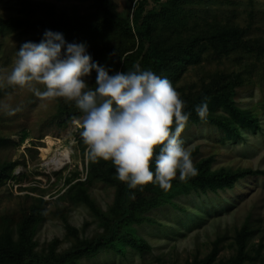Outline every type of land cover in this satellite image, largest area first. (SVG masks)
<instances>
[{"label":"rangeland","instance_id":"1","mask_svg":"<svg viewBox=\"0 0 264 264\" xmlns=\"http://www.w3.org/2000/svg\"><path fill=\"white\" fill-rule=\"evenodd\" d=\"M31 1L47 4L58 18L86 23L131 19L135 3ZM16 17L14 0H0V19ZM151 29L158 49L182 53L161 76L190 113L180 138L198 175L177 176L168 190L151 182L130 189L132 215L120 238L63 264H264V0H177L157 8ZM60 33L67 42H87L93 60L108 67L115 65L108 51L136 46L112 25L93 37ZM33 37L0 28L2 74ZM94 79L93 72L92 88ZM205 99L202 120L195 108ZM81 116L64 98L0 87V248L56 259L105 234L118 217L121 181L111 161L87 158ZM46 137L54 144L43 158ZM64 148H71V162L48 168V158Z\"/></svg>","mask_w":264,"mask_h":264},{"label":"clouds","instance_id":"2","mask_svg":"<svg viewBox=\"0 0 264 264\" xmlns=\"http://www.w3.org/2000/svg\"><path fill=\"white\" fill-rule=\"evenodd\" d=\"M93 72L94 88L89 86ZM2 73L0 87H28L37 96L74 102L82 113L79 135L87 158L111 161L130 189L151 182L168 190L177 176L184 181L198 175L180 138L190 117L186 103L166 77L151 69L137 63L127 72L113 71L92 59L87 42H67L62 33L46 29L39 42H23L11 70ZM195 111L206 119V99Z\"/></svg>","mask_w":264,"mask_h":264},{"label":"trees","instance_id":"3","mask_svg":"<svg viewBox=\"0 0 264 264\" xmlns=\"http://www.w3.org/2000/svg\"><path fill=\"white\" fill-rule=\"evenodd\" d=\"M177 0H135L131 19L102 18L95 22L70 21L56 17L50 7L45 3L32 2L31 0H14L19 17L1 20L0 28L32 32L33 42H39L44 30L54 32L64 31L79 34L83 37H93L105 26H115L123 33H128L136 40L135 48L107 52L114 57L115 65L109 66L113 71H130L133 65L139 64L142 69H151L155 74L161 73L170 66L172 60L182 53L169 49H158L152 41L151 24L157 13L158 7L174 3ZM106 54L104 56H106ZM93 59V58H92ZM111 74V73H110ZM154 164H151L153 166ZM221 177L222 175H217ZM130 188L126 182L121 181L118 200V217L111 220L105 234L97 235L92 241L72 248L59 258L51 259L34 255H25L0 248V260H7L16 264L48 263L63 264L68 256H83L94 254L105 243L116 242L121 236V225L131 217L132 210L128 205Z\"/></svg>","mask_w":264,"mask_h":264},{"label":"bare ground","instance_id":"4","mask_svg":"<svg viewBox=\"0 0 264 264\" xmlns=\"http://www.w3.org/2000/svg\"><path fill=\"white\" fill-rule=\"evenodd\" d=\"M45 142L47 144L46 147L41 148V156L43 158H47L48 155L51 152L52 146L54 144V142L51 140V138L46 137ZM65 149L64 148L62 151H60L59 153L55 154L53 157L48 158L47 160V167L49 168V165H51L53 168L55 169H60L63 166L69 164L71 162V157L70 154H65Z\"/></svg>","mask_w":264,"mask_h":264}]
</instances>
